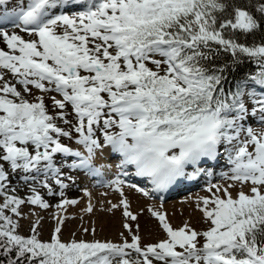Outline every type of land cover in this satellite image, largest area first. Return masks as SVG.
<instances>
[{
	"label": "snow or ice",
	"instance_id": "snow-or-ice-1",
	"mask_svg": "<svg viewBox=\"0 0 264 264\" xmlns=\"http://www.w3.org/2000/svg\"><path fill=\"white\" fill-rule=\"evenodd\" d=\"M222 159L226 183L196 199L203 229L174 227L162 196L132 210L126 189L153 199ZM113 168L100 186L119 199L100 211L128 235L65 240L70 209L97 207L87 186L67 196L74 174ZM0 264H264V0H0Z\"/></svg>",
	"mask_w": 264,
	"mask_h": 264
},
{
	"label": "rangeland",
	"instance_id": "rangeland-1",
	"mask_svg": "<svg viewBox=\"0 0 264 264\" xmlns=\"http://www.w3.org/2000/svg\"><path fill=\"white\" fill-rule=\"evenodd\" d=\"M13 2H19V0H13ZM13 3H9L7 7L11 9ZM9 29H11L12 25H7ZM254 127H259L258 124H254ZM115 163V162H114ZM133 166H129L128 169H131ZM116 169L113 168L109 171V173L103 177H90L84 176L83 174H74L77 178V184L79 188L76 186L70 187L67 191V196L69 198H79L83 196V193L80 191V188L87 186L89 190L92 192L93 202L97 205L96 211L92 215L83 214L80 212V209L85 207L87 204V198L84 197L82 199L81 204L78 207L71 208L70 213L75 215V219H69L66 221L63 227V238L65 240L71 237L73 232L76 233L77 239H86L91 240L94 237L91 234H84L81 231V226L83 227H95L96 228V239L100 240H111L113 242H119L121 237L120 233L124 232L125 236L128 235L126 230L123 229V217L120 210H115L112 213L107 211H100L101 202H103V207L106 209L109 207L107 201L111 200L113 203L118 202L119 196L114 193L112 190L100 186L102 182H106L113 178ZM191 171V168L188 169ZM228 171V167H226V160L222 159L219 162V165L213 169L212 176L201 175L196 180H184L179 186H173L168 190V192L164 193H153V199H148L143 197L140 193L136 192L134 189H126V195L131 202L132 210L134 212H139L141 208H146L148 205H157L159 204L160 197H163V203L165 205V210L169 215V219L174 227H180L183 225L185 221H188L192 227L201 230L206 225L202 222L201 214L195 210V203L198 196H206L208 193L205 191L209 181L211 183L216 184H224L226 181L222 178L221 173ZM128 183H139L141 186L148 188L151 186V183L147 178L141 179H133L130 176L125 178ZM139 180V181H137ZM190 181V182H187ZM151 189V188H148ZM235 192V190H233ZM107 192L108 195H102ZM24 192H21L23 195ZM49 200L50 203H55L59 198L58 197H45ZM25 214H29L30 208L25 207L23 209ZM40 215L44 216V220L42 221V239H47L50 229L53 227V221L49 217V212L41 211L39 209L36 210ZM52 211V210H49ZM83 215V220L80 219V216ZM32 220L35 217L31 218ZM139 225H140V235L143 238V242H154L158 239L162 233L158 228L157 222L150 217V215L145 211L143 214L139 215ZM135 225L136 222H132ZM22 232H27L29 227V220L21 221Z\"/></svg>",
	"mask_w": 264,
	"mask_h": 264
},
{
	"label": "bare ground",
	"instance_id": "bare-ground-1",
	"mask_svg": "<svg viewBox=\"0 0 264 264\" xmlns=\"http://www.w3.org/2000/svg\"><path fill=\"white\" fill-rule=\"evenodd\" d=\"M127 171L129 172L130 176H133V177L135 176V175H133V173H134V171H135L134 166H133L131 169H127ZM108 173H109V172L105 173V176H106ZM135 177H136V176H135ZM137 179H142V177L137 178ZM148 188H152V185L149 186Z\"/></svg>",
	"mask_w": 264,
	"mask_h": 264
}]
</instances>
